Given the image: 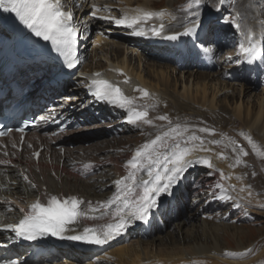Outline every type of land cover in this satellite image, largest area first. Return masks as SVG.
<instances>
[{
	"label": "bare ground",
	"instance_id": "obj_1",
	"mask_svg": "<svg viewBox=\"0 0 264 264\" xmlns=\"http://www.w3.org/2000/svg\"><path fill=\"white\" fill-rule=\"evenodd\" d=\"M87 1L90 2L91 0ZM92 1V3H95L96 0ZM83 2H85V0L78 1L79 5H83ZM149 2V0H141L140 3L136 2V0H117L116 3H114V7L118 13L117 20L124 21L123 23L118 24L116 20L113 22L115 23V26L121 27V29H135V32L130 35L131 39L129 41V48L126 49L131 54L129 55L124 49L123 54L122 49L117 48V46L112 43L105 42L102 47H99L101 50L95 52L96 54L94 53L91 56L92 60L93 58H97V64L95 66L84 64L82 72H90L92 69L95 70V67L99 68L103 66L101 61L110 63L111 65L116 66L118 70L123 71L126 76L129 77L127 84L122 85L123 93L133 101L132 105L128 108L145 109L148 111V118L150 119L153 114L156 119V127L152 132L149 134L147 133V135L140 140L141 142H135L132 143L130 147L128 146L129 150L124 148L125 145L124 147L121 145H115L113 147L109 143H106V146H103V144L92 145L88 148H79L75 151L69 150L68 148L65 155H63L62 152H57L55 149H52L50 156L48 153H42L41 159L36 166L31 164L30 155L28 157L26 156L29 145L38 149L39 141H46L41 135L46 133L44 127L29 139L27 145L23 146L21 152L16 148V141L19 140L18 138L17 140L2 142L0 144V161H5L6 163L0 164V225L15 223L20 220L23 213L18 211V207H23L25 209L26 204L31 203L32 200L37 197L41 189L45 188L44 193L46 195L58 196L67 193L80 194L84 199L85 215L87 217L83 227H90L98 233L108 232V225L119 222L117 212L123 207V204L120 201H116V203L113 204H109V201L113 200L114 197L118 195L119 189H124L125 183L130 186L133 184L132 180H127L119 186V189L113 187L115 180L129 175V173L125 172L122 168L123 160L128 157L131 151L142 148L146 143L155 139L157 135L163 136L165 132L170 134L166 141L170 145L175 136V133L173 132L174 129L183 132L184 139H188L191 135L201 137L203 139V147L209 148L211 151L200 150V141H192L189 146L195 147L192 157L189 158L208 160L212 164V167L209 168L207 164L204 163H197L190 167L184 174V179L182 181L184 189L180 192V196L170 208H175L177 210L180 207V203L183 202L182 200L186 199L191 193L195 194V198L204 197L206 195L218 198L221 196L219 190L220 187H217V190L213 189V186L211 188L207 187L208 184L215 183L216 185L229 188L227 197H231L230 199L228 198L231 203L233 202V204L235 203L240 207L244 205V207L250 209L252 214L255 213L256 216L260 215L253 210L252 205L248 200L252 199L259 205L264 206V189L260 188L257 192L250 193L246 187L250 186L251 180L256 178L261 179L264 176V145L262 153H260L256 147L259 145L256 140L264 143V89L261 91V98L258 97L257 99L258 106L253 107L250 102H245L242 99L255 88V84L251 82L248 76H246L247 74L236 79L240 83L239 85L234 84L235 87H239V89H233L234 94L232 96L236 99L233 98L232 102L228 101V99L226 103L222 104L217 101V97H223V95L232 90H228L225 85L224 88L226 89H220L222 91L220 92L216 90L214 86L208 85L209 82L211 83L214 81L211 77L214 78L219 76L220 79V74L213 76L202 72H198L196 75L191 74V78L194 79V83L192 82L193 85L187 86V80L185 79V82L181 80L182 91L180 93H175V90H172L173 82H171L170 79L171 73H167L168 71L166 73L160 71L150 75V79L155 81V84L144 80V74L141 72L143 70L141 69V59L143 57H161V54H158L156 50L159 51V49L151 47L149 42L133 40L132 35H136L137 32H145L148 27L144 25L145 22L143 21H140L139 26L135 27L131 24V20L140 10L152 11V7H155L153 3L150 5ZM76 3L75 0H61L62 8L71 12H73ZM98 5H102V3ZM261 6L262 5H259V8L254 9V12L259 13V15L254 14V12L249 14L254 20L258 21V23L254 24V21L251 20V23H249V30H247L248 32L258 31L259 34L264 36V10ZM97 7L95 9L96 11H98ZM120 9H122V11H120ZM251 9L253 10L252 7ZM99 14L100 12L96 13V15ZM91 16L92 15L90 14H85L76 18L74 21L76 28L79 30L80 34H82V37L86 35L83 34V32L86 29H89L93 25V22L94 24L100 23L99 18H93L92 20ZM166 18L169 21H173V24H178V21L173 17L172 12L169 10L162 14L161 17L152 21V23L165 24L164 21ZM117 33V35L121 36V41H125V35H123L122 32ZM80 40L83 41L80 50L83 47L86 49L85 46L88 42L84 40V38H81ZM204 42V44L196 48V50L198 49L197 52L203 56L205 55L204 51L206 44L209 43V41L205 38ZM111 47L116 48L114 53L112 50L109 51ZM220 49L221 47L219 46L214 50L212 49L211 52L213 55L209 54V56H216ZM134 54H136L137 59H135ZM176 57L180 58L179 56ZM133 60L137 61L138 67L135 68L132 64ZM176 63L178 62L176 61ZM184 67L187 68L186 70L192 68L190 64L184 65ZM263 68L264 63L259 67V70L262 71ZM169 69L170 66H168V70ZM100 71H102L104 75L109 74L108 69L105 67L100 69ZM172 73L175 75L174 70ZM199 74L200 76L195 77ZM38 81L42 82L40 80ZM75 82L78 85L85 86V82L81 78L75 79ZM222 85L224 84L222 83ZM234 85L232 87H234ZM48 88H50V91L52 92L48 101L51 102L54 99L59 100L61 92H58L57 89L51 87H47V89ZM209 88L212 91L210 96L206 97V92ZM144 91L149 93L147 97L143 96ZM71 92L73 95H76V98L73 100L64 98L61 102L64 105L59 108L58 113L61 116L70 118L73 124L68 133L52 140V144L61 142V146H68V142L76 134L80 135L81 133L87 132L85 130L77 132V129L95 124L97 120H111L116 116L111 110L94 106L92 101H89L86 104V100L83 98L80 88H75ZM156 92L160 94H157ZM79 93L82 97H80ZM227 98L228 97H225V99ZM67 100L68 102H66ZM223 104H225V106ZM196 107H199V109H195ZM89 108L96 109L93 115L89 113ZM200 108L206 109V112H200ZM230 110H232V113L226 112ZM182 115H184L185 118L181 119L180 116ZM160 116H166L168 119L160 120L158 119ZM190 116L198 117V121L196 120L198 123L189 124L188 121L191 120ZM194 119L196 118L194 117ZM120 120L121 118L113 120L115 123L114 126L116 128H120L119 126L126 127L120 124ZM216 122L224 123L226 125L220 127V123L217 124ZM235 122H237L239 126L250 135V137L248 136L250 139H248V142L244 141L245 138L244 140L240 139L239 134L232 131L235 129L233 126ZM143 123L145 122H139V124ZM160 124L162 125L159 126ZM116 128L109 130V132ZM205 128L212 130V133L214 134L200 131V129ZM185 129H187V131H184ZM105 132H107V130ZM126 133L129 134L130 130ZM175 138L178 140L180 139L179 137ZM213 141H219V143H213ZM181 143L183 146L182 141ZM52 144L50 143L47 145L50 148ZM239 144L241 145L240 149H242L243 152L248 153L247 156H244L243 152L237 148ZM102 150L109 153L111 151V155L109 154L111 158L110 163L104 164V166L91 167V164H97L103 158L95 157V154L101 153ZM160 151L163 152L164 149L161 148ZM250 152H252L253 155L250 156ZM237 159L240 160L239 164L236 163ZM133 171L134 170H132V172ZM221 173H223V175H221ZM24 175H27L29 180L36 184L37 187L35 189L31 187L28 181L24 180ZM194 175H199L200 178L191 181V178ZM135 176L138 181L142 176H146V174L137 172ZM241 189H243V191H241ZM165 196L166 195H162L160 201H163ZM181 198L182 200L179 203L178 201ZM209 208L210 207H208V209ZM165 210L166 209H163L160 214L152 219L153 231L157 229V224L164 223L166 220L171 221V218H169V215ZM136 222L137 221H133L126 229L120 231V233L124 230L129 232L126 243L119 245L115 244L111 247L114 251L105 256L97 257L88 264H264L263 247L257 258L256 255H252L253 251L259 250L257 247L254 249L252 248L250 254L246 253L247 248H244V250L238 249V252L230 253L220 244V233L225 230L226 232L234 233L235 230L233 231L230 228H227L226 225L228 224L224 222L217 223L218 221H216V223L213 224L212 222L206 221L205 217H200L199 212H195L194 210L189 212L187 220L176 221V223H174V228L168 236H163V238L160 236L154 240H148L145 232L141 234L136 232ZM188 222H191L192 225H189ZM10 241L15 242L16 238L12 237ZM10 241L6 236L0 235V244L10 245ZM14 251L20 253L23 250L15 248ZM30 256L31 252L23 255L17 264H74V261L80 260L74 253H67L65 258L54 257L51 260L42 258L37 262L31 260ZM254 259L255 261H253Z\"/></svg>",
	"mask_w": 264,
	"mask_h": 264
},
{
	"label": "snow or ice",
	"instance_id": "obj_2",
	"mask_svg": "<svg viewBox=\"0 0 264 264\" xmlns=\"http://www.w3.org/2000/svg\"><path fill=\"white\" fill-rule=\"evenodd\" d=\"M223 3L224 0H220V4ZM191 5H195L198 9L200 0H190V18L185 31L169 35L166 39L175 41L181 36H195L197 34L201 27L200 13L192 11ZM0 9L14 14L15 19L30 29L35 36L50 42L52 49L64 58L68 69H74L77 66L79 61L76 55V46L79 33L72 24L73 14L70 11L62 10L61 0H0ZM92 14L95 15V11ZM152 16L153 13H144L142 16L135 17L132 22L133 24L139 23L140 20H147ZM116 22L119 24L124 21L117 20ZM234 26L237 30L240 29L239 23H235ZM136 34L143 35L142 32ZM155 34L159 35L160 33L155 32ZM247 39L249 41L248 47L241 44L240 48L246 61L254 63L257 58V41L251 31L247 33ZM205 50L207 51V49ZM260 54L264 55V51ZM96 75L98 76L99 73ZM92 83L95 86V91L91 92V95L96 101L108 102L122 109L132 105V99L125 96L119 87L105 80H93ZM148 95L147 91L143 92V96L147 97ZM67 99L71 100L72 97H67ZM147 116V111L132 110L128 123L133 125L137 124L138 121L151 123L150 120L145 119ZM158 119L167 120L168 118L160 116ZM23 130V128L20 129L21 132ZM184 131H187V129ZM200 131L214 134L212 130L206 128L200 129ZM173 132L175 136L170 145L166 142L170 134L165 132L163 136L157 135L155 139L146 143L142 148H138L131 159L127 160L126 166L134 171L114 183L118 186V189L127 180H132L133 184L130 186L125 183L124 189H119L118 195L109 201V204L120 201L123 207L117 212L119 222L108 225V232L96 233L94 229L84 227L82 234H73L76 232L74 226L81 217L80 204L82 201L74 196L61 200L55 195H52L46 203H42L37 199L29 206V211L20 208L19 211L23 213V218L18 223L7 224L5 230H10L17 237L29 241H35L50 235L61 240L67 239L100 245L107 242L113 231L118 235L122 229H126L133 221L147 223L160 208V197L162 195L173 196V189L178 190L184 179V174L190 167L197 163H204L209 168L212 167L208 160L189 158L192 157L195 147L189 146L192 141H200V150L211 151V149L203 147L201 137L191 135L188 139H184V134L180 130L174 129ZM3 135L5 133L0 132V136ZM175 137L180 139L178 140ZM213 143H219V141H213ZM161 148L164 149L163 152L160 151ZM240 151L243 152L242 149ZM36 155L38 157L39 153H36ZM243 155L247 156L248 153L243 152ZM2 163L6 162L0 161V164ZM236 163L239 164L240 160L237 159ZM137 172L144 173L146 176H142L137 181L135 176ZM23 178L28 181L33 189L37 187L29 180L27 175H24ZM217 187L221 186L217 185ZM221 191H223L222 187ZM220 198L230 199L231 197L221 196ZM10 264H17V262L11 261Z\"/></svg>",
	"mask_w": 264,
	"mask_h": 264
},
{
	"label": "rangeland",
	"instance_id": "obj_3",
	"mask_svg": "<svg viewBox=\"0 0 264 264\" xmlns=\"http://www.w3.org/2000/svg\"><path fill=\"white\" fill-rule=\"evenodd\" d=\"M149 1H151V3L154 4L155 8H157L156 5L159 8H161V6H164V5H173L174 9L180 8V10L178 9V10L174 11L173 13H176V16H177L179 21L181 20L180 22L178 21V24H180V25L182 23L183 24L181 26H179V27L174 26L173 30H177V29H179L182 26L188 25V20L190 18V13H189L190 0H149ZM217 1L218 0H200L199 8L197 9L195 5H191V9H192V11H198L200 13V17L202 15H207L208 16L207 18H211L210 16L213 13V9H214V6H216ZM107 2L111 5L110 8H108L109 4ZM260 2L262 3V2H264V0H262V1L261 0H224L223 5H225V7H223V9H222V15L225 16V17L228 16V17L233 19L234 14L235 13H237V14L239 13L238 15H240L241 20H242V24H241L242 29H243L244 32H247V29H249L248 28L249 23L252 20V17L249 16L248 14H251L252 12H254V9L259 6L258 4ZM96 3L97 4H95V6L90 5L89 8L93 10V9H96V7L98 6V10H99L100 14H104L105 13L107 15V19L108 20H106L103 23V26H101L100 29L97 30L96 26H95V29L91 31V35L88 38V43L89 44H88V49H87L89 56H90L91 51H93L94 45L96 43L95 40H96L97 37L100 40L99 41V46H102L105 42H109V43H112L115 46H117V48L122 49V53L123 54H124V50H125V52L129 53V55H130L131 53L129 51H127L126 49L129 48V41H130L129 37L133 33V31L131 29H120L118 27L115 28V26H113L115 23H113L112 19L114 18L113 15L115 14V12H116L115 10L116 9L112 8V4L111 3H114V0H98V1H96ZM100 3H102V5H98ZM178 4H180V7H179ZM251 7L253 8V10L251 9ZM161 9H163V8H161ZM171 10H172V8H171ZM240 10H241V12H240ZM79 11L80 10H78V12ZM91 14H92V12H91ZM255 23H258V21H255ZM173 30H171V31H173ZM213 30H215V28ZM97 31L98 32L100 31L101 34L98 35ZM117 32H122L123 35H125V41H121V38H120L121 36L117 35L116 34ZM226 32L228 33V30ZM217 34H219V30L211 31L210 38L213 39L214 41H217L218 43H222V42H219L218 39L222 40L223 38L222 37H217ZM231 44H232V40H231V38H228L227 39V45H231ZM111 48L109 49V51L112 50L113 53H114L116 48H112V49ZM237 49H238V45H237V40L235 39L234 45L232 47L223 48L221 50L222 52L218 54L219 61H220V63H222L221 68L219 69V67L216 66L217 69L213 70V72L204 71L205 73L211 74L212 76L220 73V79H219V76L218 77H214V78L211 77V79L214 80V81H212L211 83L209 81H207V82H209L208 85L214 86L215 89L220 91V92H222L221 90H223V89L225 90L226 88H228V90H232V91L227 92L225 95H223V97L222 96L221 97L220 96L217 97V101L220 102L221 104L222 103H226L228 99H229L228 101L232 102L233 98H235L234 96H232L234 94V90L233 89H239L238 86L235 87L234 84L237 85V83L232 78V74L233 73L234 74L235 73L236 74L240 73L239 69L234 67V66H237L236 63H238V59H237V57H235L233 60H229L228 62H226L227 56H229V55L233 54L234 52H236ZM159 52H160V54L164 55L163 51H159ZM134 57H135V59H137L136 54H134ZM88 60H89L88 63H91L90 57H88ZM156 60H158V61H156ZM215 61H216V59H215ZM141 63H142L141 64L142 65L141 69H143L141 72L144 74V75L142 74L143 77H144V80H146L147 82H150L152 84H155V81L150 79V77H149L150 75L155 74V73L160 72V71H163L165 73L168 71L167 73H171L170 74V76H171L170 79H171V82H173L172 85H173V88H174V89L172 88V90H175V93H180L182 91V88H181L182 87V82H181V80H183L184 82L187 80L186 81L188 83L187 86H190V85L192 86L193 85L192 82L194 81V79L191 78V76H192L191 74H195L196 75L198 73V69L195 66V63L184 62L183 63L184 65H187V64L191 65L192 68L191 69L188 68V70H186L187 68H185L184 66L180 67L178 64L171 65V64H168L167 62L161 61L160 59H157V58H145V57H143L141 59ZM132 64L135 66V68L138 67L137 61L133 60ZM168 66H170L169 70H168ZM172 69L174 70L175 75H174V73H172L173 72ZM236 70H238V71H236ZM204 72H202V73H204ZM198 76H200V74L195 76V77H198ZM225 78L229 79L231 82L229 80L225 79ZM232 80H233V82H232ZM207 82H206V84H207ZM222 83L224 85H222ZM215 84H217L218 87ZM233 85H234V87H232ZM224 86L226 88H224ZM211 91L212 90L209 88L208 91L206 92V97L210 96ZM261 91H262L261 88H257V90H255V91L251 90V92L246 94V96L243 97L242 99L245 102H247V101L250 102V104H252L253 107H256V106H258L257 105V103H258L257 99H258V97L261 96V95H259V94H261ZM69 95H71V94H69ZM70 97L73 98V96H70ZM225 97H228V98L225 99ZM237 99H239V98H237ZM223 105L225 106V104H223ZM195 109H199V107H196ZM199 111L200 112H206V109L200 108ZM256 111H257V109H256ZM226 112L227 113H230V112L232 113V110L226 111ZM194 117L196 119H194ZM180 118L183 119L185 117H184V115H182V116H180ZM190 118H191V120L188 121L189 124H193L194 122H196V120L198 121V117H196V116H190ZM152 123L153 122H151L149 124L150 126L147 127V128H144L145 126L141 125L136 131H134L132 129L131 130L132 134H127L126 133L125 135H121V136H116L114 134H113V136H110V135H92L90 137L89 143H87V145H83V148H88V147H90L92 145H99V144H103V146H106V143L110 142L111 140H116L118 142L117 143L118 145H121L124 142L123 143V147L125 145V148H129L131 146L132 142H133L131 140L135 139L136 141L139 142L144 136L147 135V133L149 134L150 132H152V130L156 127V125H152ZM217 123L219 124L220 122H217ZM97 125L91 126L90 129H95L97 127ZM161 125L162 124H160L159 126H161ZM222 125H224V124L220 123V126H222ZM233 126L235 127V132L237 131L240 134V137L242 139L245 138V140H247V142H248V139H249L250 135H246L243 130H238L239 128H241V126H239V124L237 122H235L233 124ZM147 129L149 130V132H148ZM114 133H116V132H114ZM87 134H97V131L93 130V131L88 132L86 134L83 133V134H81L79 136L82 137V136H85ZM130 135H135V136L131 137ZM119 137H121V139H119ZM128 137H129V139L126 140V138H128ZM256 141L259 143V145H257L256 147L259 150V152L262 153V151H263L262 148H263L264 143L262 141H259V140H256ZM78 143L81 144V143H84V142H78ZM252 150H254V149H252ZM101 153L102 154H100L98 157H101V156L110 157V155H111L110 154L111 152L109 153V152H107L105 150H102ZM249 155L251 156V155H253V153L250 152ZM106 162H107V159H101L99 164L103 165ZM198 178H200L199 175L196 176V180ZM212 186H213V189L217 190V185L215 183L208 184L207 187L211 188ZM260 188L264 189V176L261 179L256 178V179L251 180L250 186L246 187V189L248 191H250V193L257 192V190H259ZM194 201H195V204L197 203V205L194 208V211L195 212H201L202 213L201 217L204 215L206 221L213 222L216 219H223V217H226L228 215L227 216V220H226V224H228V225H226V227L230 228L233 231L235 230V232L231 233V232H226V230H225V231L220 233V244L223 247H225L230 253L238 252L239 251L238 249H243L244 250V248L249 247L250 249L247 248V252H246L248 254H250L252 248L254 249V248L257 247L259 250L252 252V255H256V258H257V256L260 253L262 247L264 248V206L259 205L258 203H256L252 199L248 200V202L252 205L253 210H255L257 213L260 214L259 216H256L255 213L252 214L250 209L244 207V205L242 207L238 208V205L233 204V202L232 203L229 202V200H224V202H221V206L220 205L219 206H214V207H212L211 210H207V211L205 209L207 207H211V204H212L211 201H209V198H206V199L194 198ZM225 202H226V204H225ZM216 204L218 205V203H216ZM205 206H206V208H205ZM227 206H228V208H227ZM189 209H190V207H188V209L186 210V215L189 212ZM209 211H210V213H209ZM215 211H217V212H215ZM209 214H211L212 216L209 215ZM181 215L183 216V213H181ZM231 217H233V218H231ZM206 218H209V219H206ZM218 222L220 223V220ZM188 224L190 225L191 222H188ZM170 232H171L170 228L169 227L166 228L164 236H168L170 234ZM253 261H255V259ZM253 261H251V262H253ZM245 262L250 263L248 261H245Z\"/></svg>",
	"mask_w": 264,
	"mask_h": 264
}]
</instances>
